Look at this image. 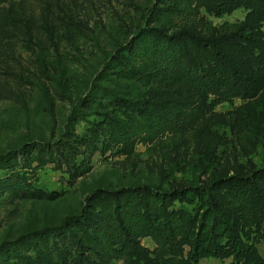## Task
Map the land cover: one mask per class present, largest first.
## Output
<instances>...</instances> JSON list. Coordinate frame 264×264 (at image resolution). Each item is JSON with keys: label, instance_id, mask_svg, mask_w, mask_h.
Masks as SVG:
<instances>
[{"label": "rangeland", "instance_id": "rangeland-1", "mask_svg": "<svg viewBox=\"0 0 264 264\" xmlns=\"http://www.w3.org/2000/svg\"><path fill=\"white\" fill-rule=\"evenodd\" d=\"M3 7L25 20L48 8L56 24L40 39L0 44V264H87L81 253L96 264H134L97 252L94 227L114 212L115 195L144 185L172 191L264 167V90L211 112L186 109L181 131L153 136L134 124L151 117L150 103L146 115L131 107L153 91V39H136V29L176 33L201 19L218 26L243 21L246 10L217 18L194 0H10ZM243 107L259 120L257 134L241 126ZM216 194L222 213L237 210L229 194ZM252 227L264 258V237ZM139 243L149 252L157 247L146 234Z\"/></svg>", "mask_w": 264, "mask_h": 264}, {"label": "trees", "instance_id": "trees-1", "mask_svg": "<svg viewBox=\"0 0 264 264\" xmlns=\"http://www.w3.org/2000/svg\"><path fill=\"white\" fill-rule=\"evenodd\" d=\"M194 1L217 18L238 9L247 15L243 21L218 26L201 19L176 33L159 26L135 30L136 39H153L146 44L152 57L147 80L153 91L143 94L142 102L131 101L140 115L147 114L145 107L150 103L151 117L134 123L141 133L179 132L186 125L182 118L186 109L211 112L235 99H253L264 90V0ZM6 2L10 0H0V4ZM54 24L56 18L51 19L48 8L41 16L25 20L13 7H3L0 44L20 36L40 39ZM123 76L131 79L129 73ZM240 112L243 129L257 134L259 120L245 107ZM220 191L229 194L237 210L221 212L216 198ZM114 198V212L102 215L94 227L102 258H127L134 264H201L208 258L232 257L231 264H264L252 236L254 226L264 237V167L172 191L148 185L129 187ZM144 234L156 242L154 251L140 245ZM22 244L14 249L21 250ZM83 261L96 264L81 253Z\"/></svg>", "mask_w": 264, "mask_h": 264}]
</instances>
